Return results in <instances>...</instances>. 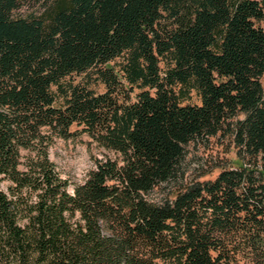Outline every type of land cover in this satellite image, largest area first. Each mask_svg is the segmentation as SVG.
<instances>
[{"label":"trees","instance_id":"trees-1","mask_svg":"<svg viewBox=\"0 0 264 264\" xmlns=\"http://www.w3.org/2000/svg\"><path fill=\"white\" fill-rule=\"evenodd\" d=\"M263 75L264 0H0V264H264ZM74 124L104 153L70 188Z\"/></svg>","mask_w":264,"mask_h":264},{"label":"rangeland","instance_id":"rangeland-1","mask_svg":"<svg viewBox=\"0 0 264 264\" xmlns=\"http://www.w3.org/2000/svg\"><path fill=\"white\" fill-rule=\"evenodd\" d=\"M124 61L123 56H118L112 63L117 69L122 68ZM166 63L162 62V69L164 71ZM69 81L74 83H79L82 86L94 89L96 91H103L105 85L101 82L97 76L95 69H90L82 73H73L67 77ZM264 82V75H263ZM184 103H200V97L195 89L184 88ZM72 129L76 133L69 137H56L54 142L49 148V155L51 159L55 162L57 169L60 171L63 177L69 179L70 188L73 187L74 182L83 179L90 167L94 163V157L99 155L102 156L104 149L100 147L87 132L81 131V126L74 124ZM225 144V143H224ZM220 145L215 141L211 147H204L199 145V147L192 146L188 159L190 163V175L198 174V170L203 168H209L218 162H225L236 160L235 152L231 151L226 153L224 148L226 145ZM27 151H24L26 153ZM205 163V165H204ZM219 168L213 170V172L206 174V177H212L217 173ZM197 172V173H195ZM202 177V176H201ZM153 195H156L154 193Z\"/></svg>","mask_w":264,"mask_h":264}]
</instances>
